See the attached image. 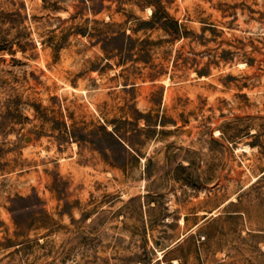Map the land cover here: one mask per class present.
Listing matches in <instances>:
<instances>
[{"label": "rangeland", "instance_id": "1", "mask_svg": "<svg viewBox=\"0 0 264 264\" xmlns=\"http://www.w3.org/2000/svg\"><path fill=\"white\" fill-rule=\"evenodd\" d=\"M0 264H264V0H0Z\"/></svg>", "mask_w": 264, "mask_h": 264}]
</instances>
